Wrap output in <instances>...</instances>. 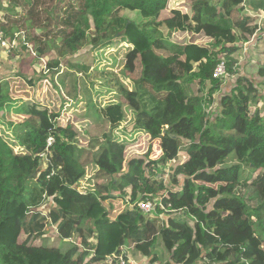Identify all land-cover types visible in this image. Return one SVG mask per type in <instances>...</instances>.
<instances>
[{"label": "trees", "instance_id": "obj_1", "mask_svg": "<svg viewBox=\"0 0 264 264\" xmlns=\"http://www.w3.org/2000/svg\"><path fill=\"white\" fill-rule=\"evenodd\" d=\"M188 1L186 12L161 18L168 0H0V33L12 36L16 24L25 31L15 52L52 54L47 68L64 98L34 102L20 81L29 68L0 79V264H117L121 254L132 264H264V115L253 108L261 94L234 58L238 42L259 33L257 19L244 0ZM84 46L97 57L89 82L84 66L58 68ZM220 62L227 76L214 78ZM26 64L19 59L18 70ZM75 117L106 133H86ZM165 129L186 154L169 183L158 172L164 157L125 158ZM113 194L129 207L110 221L101 201Z\"/></svg>", "mask_w": 264, "mask_h": 264}, {"label": "rangeland", "instance_id": "obj_2", "mask_svg": "<svg viewBox=\"0 0 264 264\" xmlns=\"http://www.w3.org/2000/svg\"><path fill=\"white\" fill-rule=\"evenodd\" d=\"M168 8L164 10L160 17H166L168 15L169 9L171 7L175 6H185L188 10V7L190 6V3L188 0H168ZM48 5H51L50 1L47 3ZM171 6V7H170ZM48 7V6H46ZM126 16L130 17L131 19H135L138 17L137 13H125ZM24 29L20 28L18 25L15 24V30L11 33H13L12 36H4L2 34L3 40L9 45L8 50H2L0 52V79L1 78H10L14 77L15 75L23 76V70L25 68H29V71L26 72V76L20 79L16 80V85H18V81H22L23 85L26 86L27 89L32 90L31 97L34 98V102H38L40 104H47L48 106H51L52 103L56 105H59L61 99L63 98L62 90L59 89V85L57 84V70L55 68H52L51 70L49 67L47 68V63L51 61L52 54L47 55V57L41 58L39 61L35 58V51L31 45H28L26 48H28L27 51L22 52H15L16 49H18L19 45V39L22 38ZM164 33L166 34L167 30L163 28ZM260 33H257V35ZM260 38L262 35H258ZM22 40V39H21ZM260 44H257L259 43ZM259 48H261V51H258ZM7 51L11 52L12 57H7ZM244 51V50H243ZM112 52H115L112 49ZM257 52H259L257 54ZM13 54V55H12ZM250 55V61H248V56ZM12 58L11 61L9 59ZM24 58L26 60V65L21 66V70H18V62L19 59ZM96 52L92 51L90 47H83L82 50L75 53L74 55L68 56L65 59H59V70H62L64 68L73 70L75 73L78 72V69L75 67L84 66L87 68L86 72H82V78L83 80H86V82H89L88 77H91L93 72L91 73V68H94L96 64ZM234 58L239 61L238 65V72L241 75H246L250 80L254 81H261L260 77L258 76L259 71L264 68V42H261V40L256 41V47H252L247 53H242L241 51H238L234 54ZM103 61H107L103 58ZM247 61V64L244 65V63ZM95 70V69H94ZM38 80L40 81L38 83ZM93 80V79H92ZM52 82H55L56 85H52ZM233 82L230 81L222 88L221 92L218 91V93L215 95L216 103L218 104L219 96L223 93H227L230 91V88L232 87ZM260 87V103H262L260 106L255 104L253 108H259L261 111L260 113L264 115V90L261 91L262 85L259 84ZM50 101V103H49ZM56 101V102H55ZM217 107V106H216ZM215 107V108H216ZM214 108V109H215ZM61 113V112H60ZM215 114V113H214ZM214 118V116H213ZM68 120L67 115L63 112L60 114V117H58L57 122L61 124V126H65L66 122ZM75 121L77 122L76 126L80 127V129H85L86 133L90 135H99L101 136L103 133H106V129L104 128L101 131L94 130L92 126L90 128L85 124H79V119L75 117ZM124 131L122 128L118 129L116 131V136L120 137V134ZM131 135H128V137ZM87 139L84 137H80L77 139V142L80 146H85ZM169 138L167 135H162V137L159 140H151L147 136L143 137L139 140V143L136 144L134 147H130L126 149V160L130 159L131 157H140L145 155L149 150H151L149 156L152 160H159L161 157H164L167 161V164L164 167H160L158 169V172L160 176L163 178L164 181L169 183V175L172 173L173 167L177 164V159H182L180 163H183L185 161L186 154L184 152H181L178 150L175 142ZM172 167V168H170ZM129 192V191H128ZM112 196H117L119 199H116L115 201L109 200L108 201H101V204L103 205V210L106 215L107 220H117L120 219L121 214L125 209L129 207L128 204V198L127 196H121L119 197L116 194H113ZM142 203V202H141ZM212 206V203L206 206V208H210ZM52 207V203L48 201L43 208L40 210L44 214H49L50 208ZM182 218H186L184 213L180 215ZM190 224L191 221H189ZM47 235L50 238H55V232L54 229H47ZM57 241V237L53 240ZM80 240L75 239L74 243L78 246ZM96 240H92V245L96 246ZM159 252L162 254V258L164 260H167V257L165 255V252L163 251V248H159ZM93 253V252H92ZM91 254V253H90ZM109 258L111 256H108Z\"/></svg>", "mask_w": 264, "mask_h": 264}, {"label": "built area", "instance_id": "obj_3", "mask_svg": "<svg viewBox=\"0 0 264 264\" xmlns=\"http://www.w3.org/2000/svg\"><path fill=\"white\" fill-rule=\"evenodd\" d=\"M242 7H243L244 12L248 16L257 19V26H258L257 32H259L263 16L259 13L252 12V9L246 3V0H244ZM246 44L247 43H245V45ZM7 47L9 48V45L3 40L2 34L0 33V51L5 50V49L8 50ZM225 76H227L225 63L220 62L214 70L213 77L214 78H220V77H225ZM48 144H50V142ZM138 206H139L140 210L147 213V212H151L153 210L154 204L151 202H142V203H139ZM132 263L133 262H131L130 260L125 259L122 254L119 255L117 264H132Z\"/></svg>", "mask_w": 264, "mask_h": 264}, {"label": "crops", "instance_id": "obj_4", "mask_svg": "<svg viewBox=\"0 0 264 264\" xmlns=\"http://www.w3.org/2000/svg\"><path fill=\"white\" fill-rule=\"evenodd\" d=\"M169 2V1H168ZM261 6H264L263 4L261 5ZM171 7V6H170ZM168 8V4H167V6H166V9ZM165 9V10H166ZM172 9H180L182 12H186V7L185 6H175V7H171L170 9H169V11L170 10H172ZM252 12H255V13H259V14H261L262 16H263V19H262V21H261V26L263 25V23H264V7H262L261 9H259V10H253L252 9ZM261 28V27H260ZM259 33L260 34H258V35H262L261 36V38L256 34V36L255 37H252L251 38V40H249V41H242V40H240L239 42H238V44H237V46H238V51H241L242 53H247L248 51H249V53H250V49L253 47H256V41H258V40H261V42H264V27L263 28H261L260 30H259ZM245 43H247L246 45H245ZM257 44H260V42L259 43H257ZM244 50V51H243ZM237 51V52H238ZM258 51H261V48H259V50ZM259 52H257V54H258ZM248 58V61H250L251 59H250V55L247 57ZM239 62V61H238ZM245 64H247V61L244 63V65ZM237 65H239V63H237ZM236 65V66H237ZM263 70H264V68H262ZM262 70V71H263ZM259 73H260V71H259ZM239 75H241V74H239ZM242 76H245V77H247L246 75H242ZM258 76L260 77V75L258 74ZM248 78V77H247ZM260 79H261V81H256L255 80V82H254V85L257 87V88H259V90H260V87H259V84L260 85H262V88H261V91H263L264 90V75H262L261 77H260ZM230 83V82H229ZM231 89V88H230ZM260 101H261V99H259V104H258V106H260L262 103H260ZM263 115V114H262ZM113 200V201H115L116 199H119L117 196H111V198H109V199H106L105 200V202L106 201H108L109 202V200Z\"/></svg>", "mask_w": 264, "mask_h": 264}, {"label": "water", "instance_id": "obj_5", "mask_svg": "<svg viewBox=\"0 0 264 264\" xmlns=\"http://www.w3.org/2000/svg\"><path fill=\"white\" fill-rule=\"evenodd\" d=\"M168 130L169 129H165L163 132H162V135H167L168 133ZM172 140H176L178 138V136H173V135H168Z\"/></svg>", "mask_w": 264, "mask_h": 264}, {"label": "clouds", "instance_id": "obj_6", "mask_svg": "<svg viewBox=\"0 0 264 264\" xmlns=\"http://www.w3.org/2000/svg\"><path fill=\"white\" fill-rule=\"evenodd\" d=\"M109 258V257H108Z\"/></svg>", "mask_w": 264, "mask_h": 264}]
</instances>
